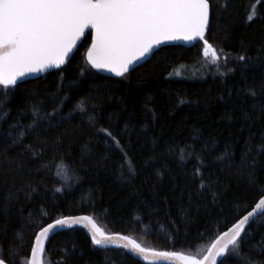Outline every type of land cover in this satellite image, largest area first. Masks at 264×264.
I'll return each instance as SVG.
<instances>
[{"label": "trees", "instance_id": "obj_1", "mask_svg": "<svg viewBox=\"0 0 264 264\" xmlns=\"http://www.w3.org/2000/svg\"><path fill=\"white\" fill-rule=\"evenodd\" d=\"M209 3L212 27L206 38L221 57L218 63H212L211 54L204 57L203 43L198 42L191 48L163 47L123 77L94 69L95 76L81 74V68L90 69L84 58L91 45L90 31L62 67L68 82L78 84L65 83L55 69L11 90L5 102L8 114L3 116L0 110V205L9 193L15 197L8 214L0 212V258L7 264L30 260L40 230L32 225L46 226L75 214H88L106 233L128 235L145 248L199 257L264 195V166H260L264 155L258 156L256 184H249L247 169L240 167L245 141L254 134L253 144L258 145L264 133V115L252 107L264 104V0ZM225 4L226 11L221 9ZM182 64H206L209 69L200 78H170ZM58 80L68 96L65 115L80 97L91 96L97 128L116 137L134 173L128 171L121 151L110 147L111 141L105 143L78 112L59 127L49 129L46 121L41 122L39 137L32 134L24 141L43 149L39 158L20 155V147L10 146L16 131L10 125L17 120L31 123L26 91L46 98ZM249 88L259 93L258 98L249 95ZM5 91L9 90L0 88V93ZM44 107L50 111L52 105ZM43 140L47 143L40 144ZM226 150L231 159H217ZM198 158L204 160L200 170L206 183L211 179V191L200 188L193 175ZM29 185L38 190L30 191ZM256 220L240 255L225 254L228 264L264 261L259 247L264 225ZM73 244L75 253L68 264H150L122 247L94 246L81 226L60 230L47 240L44 264H64V249L71 251Z\"/></svg>", "mask_w": 264, "mask_h": 264}, {"label": "snow or ice", "instance_id": "obj_2", "mask_svg": "<svg viewBox=\"0 0 264 264\" xmlns=\"http://www.w3.org/2000/svg\"><path fill=\"white\" fill-rule=\"evenodd\" d=\"M210 8L209 0H0V88L9 90L0 93V106H3L0 110L3 116L9 111L5 102L10 99L11 90L19 89L32 74L57 69L58 76H63L65 83L73 85L79 83L78 80L68 82L61 66L70 62L74 50L78 48L77 42L86 35V29H91V45L84 57L90 69L81 68V74L95 76L96 72L108 71L123 77L130 70H135V66H138L145 57L154 55L156 46L176 40L202 42L204 57L207 58L211 54L212 63H218L221 57L206 38L212 27ZM226 8V4L221 5L222 10L226 11ZM252 18L251 15L248 17L249 20ZM240 59L243 60L244 57L241 56ZM91 69L96 72H92ZM248 93L254 100L259 96V93L251 88L248 89ZM26 95L29 97L28 111L31 112V123L22 124L17 120L10 125V128L16 130L10 146L20 147V155L28 154L30 159L42 156V148L38 149L31 143H24L32 134L39 137L38 129L41 122L46 121L49 129L59 127L66 119L72 117L73 112H78L87 118L90 127L96 129L97 135L104 137L105 143L111 141L109 146L114 145L121 151L128 171L135 172L134 165L116 137L106 128H97L96 105L91 102V96L80 97L66 116L63 109L68 96L59 80L56 89L50 91L46 98H37L38 93L35 90H27ZM47 103L52 105L50 111L44 107ZM252 107L253 109L258 107L264 115V104L253 103ZM24 111L25 109H20L21 113ZM3 116H0V119ZM254 138V134H250L245 141L240 166L241 171L247 169L250 185L257 183L255 170L260 165L258 156L264 155V133L260 135L258 145L253 144ZM39 143L46 144L47 141ZM207 148L208 145L205 144L204 149ZM254 151L257 155L253 154ZM225 158L231 159V154L227 150L217 157L220 160ZM198 160L193 175L199 178L200 188L211 191V179L209 178L206 183L200 170L204 160L203 158ZM231 166L230 164L229 167ZM28 187L32 192L38 190L31 185ZM261 191L264 192V188ZM211 194L215 198L216 193ZM14 198V194L9 193L5 197V203L0 205V212L7 215L11 200ZM258 210L260 216L256 222L264 225V195L251 211L226 232L216 236L207 247L206 253L199 257L180 252L155 251L142 247L128 236L108 235L96 226L91 216H62L47 226L32 225L39 227L40 230L35 236L34 246L31 247V259L25 264H43L45 241L57 234L58 229H71L74 225L89 228L92 244L100 246L101 249H106L110 244L120 245L123 242L121 245L123 248L130 247L145 260L151 257L177 259L181 264H217V258L221 257L219 264H228L227 258H224L225 254L240 255L242 246L252 236L250 221L256 217ZM16 236L22 245L24 243L22 234L18 232ZM75 247L73 244L71 251L64 249L66 253L64 264H68L75 253ZM259 247L264 252V237L261 238ZM0 264H6L5 259H0ZM247 264L254 262L249 260ZM256 264H264V261Z\"/></svg>", "mask_w": 264, "mask_h": 264}, {"label": "water", "instance_id": "obj_3", "mask_svg": "<svg viewBox=\"0 0 264 264\" xmlns=\"http://www.w3.org/2000/svg\"><path fill=\"white\" fill-rule=\"evenodd\" d=\"M210 17H211V8H210ZM91 29H86L85 30V37H82L80 41L77 42V45H78V48L80 46V44L83 42V40L86 38L88 32H90ZM198 42L197 41H184V40H176V41H168L166 42L165 44L163 45H158L156 46V48L154 49V52L156 53L159 49L163 48V47H166V46H183V47H186V48H191V47H194ZM77 48V50H78ZM77 50H74L71 58L73 57V55L76 53ZM153 57V55H149L148 57H145L143 60L140 61L139 65L138 66H135V68L141 66L142 64H144L145 62H147L149 59H151ZM68 63V62H67ZM66 63V64H67ZM64 66V65H63ZM61 66V67H63ZM55 69H50L48 72L46 73H36V74H32L31 76L27 77L26 79L27 80H31V79H37V78H40L44 75H46L47 73L53 71ZM132 70H130L129 72H131ZM128 72V73H129ZM105 76H111V77H119V76H116L115 73H112V72H108V71H103V72H99ZM126 73V74H128ZM125 74V75H126ZM246 215V214H245ZM68 216H90L88 214H75V215H68ZM260 216V211L258 210L257 214H256V217L252 218V220L250 221V223H252L256 218H258ZM243 217V216H242ZM241 217V218H242ZM94 220V219H93ZM96 226L100 229H102L97 223L96 221L94 220ZM47 226V225H46ZM75 226H81L83 227V229L85 230V232L88 234V236L90 237L91 239V232H90V229L89 228H86L82 225H74L73 227ZM232 227V226H231ZM229 227V228H231ZM228 228V229H229ZM65 229H68V228H65ZM228 229H226L225 231L223 232H226ZM103 230V229H102ZM60 231L59 229L57 230V232ZM104 231V230H103ZM105 232V231H104ZM222 232V233H223ZM106 233V232H105ZM108 235H120V236H128V235H124V234H120V233H106ZM221 234V233H220ZM219 234V235H220ZM130 237V236H128ZM131 239H134L132 237H130ZM135 240V239H134ZM138 244H140L137 240H135ZM47 240L45 241V244H46ZM123 242L120 243V245L118 244H110L108 245L107 247H122ZM35 244V243H34ZM45 244H44V247H45ZM141 245V244H140ZM142 246V245H141ZM100 247V246H98ZM143 247V246H142ZM123 248V247H122ZM132 257L140 260V261H143L145 263H150V264H181V261L177 260V259H164V258H158V259H153V258H149L148 260H145L142 256H140L139 254L135 253L132 251V249L129 247V248H124ZM155 251H164V250H156L154 249ZM169 252V251H168ZM185 255V254H184ZM1 259V258H0ZM30 259H31V256H30ZM222 259L221 257H218L217 258V264H219V260ZM42 261H43V256H42ZM7 264V263H6ZM43 264H44V261H43Z\"/></svg>", "mask_w": 264, "mask_h": 264}, {"label": "rangeland", "instance_id": "obj_4", "mask_svg": "<svg viewBox=\"0 0 264 264\" xmlns=\"http://www.w3.org/2000/svg\"><path fill=\"white\" fill-rule=\"evenodd\" d=\"M256 14L253 11L252 16L254 17ZM205 69H209V65H185L182 64L172 70L170 73V78L172 79H195L204 76Z\"/></svg>", "mask_w": 264, "mask_h": 264}]
</instances>
